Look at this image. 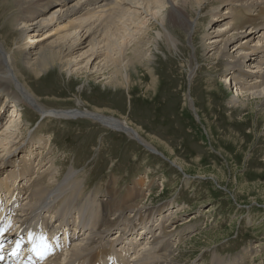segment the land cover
<instances>
[{
	"label": "rangeland",
	"instance_id": "obj_1",
	"mask_svg": "<svg viewBox=\"0 0 264 264\" xmlns=\"http://www.w3.org/2000/svg\"><path fill=\"white\" fill-rule=\"evenodd\" d=\"M4 5L9 8L13 4L4 0ZM206 5L204 2L201 7ZM210 27L207 30H212ZM12 28L8 21L3 24L1 15L0 36L7 47H11L15 35ZM51 28L52 24L44 31ZM179 41L176 51L161 42L159 51L152 50L154 57L148 65L152 68L137 65V73L131 72L128 82H111V69L101 71L103 75L91 73L93 66L84 67L86 60L79 64L82 69L72 67L69 76L54 69L40 79L20 65L24 81L47 107L96 108L105 115L127 119L146 143L177 168L144 150L127 134L90 118H43L19 101L24 104V128L18 130L21 133L16 143L9 144L11 161L0 160V174H4L5 164H16L15 159L21 155L19 139L26 137L28 144L33 139L39 145L32 154L35 165L48 155L53 154L55 159L56 174L44 181L45 186L53 187V182L73 170L71 188L66 191L59 187L53 195V205L60 212L58 219L70 208L71 217H76L79 205L92 192L101 198L111 179L117 182L118 197H122L125 188L139 177L148 191L143 206L156 207L170 201L174 212L169 215L171 223H189L190 228L183 230L174 244L173 264H264V98L239 96V103L232 107L228 98L234 91L225 86L223 76L228 71L221 72L223 61L204 60L205 65L196 55L201 64L189 79L190 47L182 35ZM3 127L1 123L0 131ZM38 169L32 170L35 175ZM78 184L83 193L75 197ZM82 208L79 214L88 216L91 208L86 204Z\"/></svg>",
	"mask_w": 264,
	"mask_h": 264
},
{
	"label": "bare ground",
	"instance_id": "obj_2",
	"mask_svg": "<svg viewBox=\"0 0 264 264\" xmlns=\"http://www.w3.org/2000/svg\"><path fill=\"white\" fill-rule=\"evenodd\" d=\"M11 1L12 7L6 8L4 0H0L3 24L8 21L14 28L12 35L15 33L9 48L0 36V124L4 123L0 131V160L11 161L9 144L16 143L21 133L18 130L24 128L21 125L24 104L20 102L30 105L43 118L62 121L87 117L143 139L136 128L127 124V119L105 115L103 110L47 107L36 99V94L24 81L20 65L38 79L54 69L69 76L72 67L82 69L79 64L86 60L84 67L93 66L91 73L111 69L115 78L111 82H128L131 72L137 73V65L152 68L148 66L154 57L152 50L159 51V45L164 43L176 51L182 35L190 47L189 79L192 80L194 70L202 61H223L221 72L228 71L223 76L225 86L234 91L228 98L232 107L239 103V96L264 98V0ZM204 2L207 5L202 8ZM44 12L45 16L36 18ZM51 24L53 28L44 31ZM208 25L212 30H207ZM150 30H155L152 36ZM83 47L87 49L77 53ZM196 55L200 56V63ZM191 107L194 110L192 103ZM7 114L9 118L5 121ZM124 126L132 132H127ZM25 140L26 137L19 139L22 153L15 159L16 164H5L4 174H0V194L14 197H9L3 208L0 229L4 231L0 239L7 232L13 233L16 223L19 229L36 222L43 227V232L36 236L38 243L41 236L58 238L61 233L55 234V230H67L62 237H67L66 250L55 255L48 264H103L104 260L111 264L115 258L122 264H173L176 239L190 226L187 221L171 223L169 215L174 212L170 201L156 207L143 206L148 191L145 192L139 177L118 197L117 182L111 179L101 198L92 192L85 203L79 201L76 217H71L70 208L58 219L60 212L53 205V195L59 187H65L66 191L71 188L73 170L53 182V187L45 186L44 181L56 174L53 154L39 159L35 165L32 154L39 145L33 143V139L29 144ZM37 166L35 175L32 170ZM179 168L182 170L181 165ZM48 189L52 191L47 192ZM82 193L78 184L75 197ZM135 197H139L138 202L133 201ZM84 204L91 208L88 216L79 214ZM90 216L93 218L89 219Z\"/></svg>",
	"mask_w": 264,
	"mask_h": 264
},
{
	"label": "snow or ice",
	"instance_id": "obj_3",
	"mask_svg": "<svg viewBox=\"0 0 264 264\" xmlns=\"http://www.w3.org/2000/svg\"><path fill=\"white\" fill-rule=\"evenodd\" d=\"M3 231L4 229H0V234H2ZM17 247H19V244H17ZM32 250L36 253L37 256H40L41 258H46L47 256L52 254V246L44 236L40 237L39 245H34ZM0 259H2V257H0Z\"/></svg>",
	"mask_w": 264,
	"mask_h": 264
},
{
	"label": "water",
	"instance_id": "obj_4",
	"mask_svg": "<svg viewBox=\"0 0 264 264\" xmlns=\"http://www.w3.org/2000/svg\"><path fill=\"white\" fill-rule=\"evenodd\" d=\"M124 129L125 130H127V132H132V131H130L128 128H126L125 126H124ZM135 139H136V137H135ZM138 140V139H137ZM141 144H143V146L145 147V148H147L148 150H150V151H152V152H154V153H158L160 156H162L163 157V155L161 154V153H159V152H157L152 146H150V145H148V144H146V143H144V142H141V141H139ZM168 159V158H167ZM173 164V163H172ZM174 165V164H173Z\"/></svg>",
	"mask_w": 264,
	"mask_h": 264
}]
</instances>
